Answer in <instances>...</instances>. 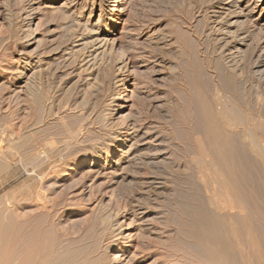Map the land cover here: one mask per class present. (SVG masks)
Returning a JSON list of instances; mask_svg holds the SVG:
<instances>
[{
    "label": "rangeland",
    "instance_id": "rangeland-1",
    "mask_svg": "<svg viewBox=\"0 0 264 264\" xmlns=\"http://www.w3.org/2000/svg\"><path fill=\"white\" fill-rule=\"evenodd\" d=\"M3 1L0 0V2ZM9 1V8H12L10 16L17 12L14 18L11 16L12 20L4 18L5 14L1 11L0 6V122L2 121L0 124L3 123L9 126L7 127V133L12 140H8V143L6 140V142L3 141L4 148H7L6 145L8 144L9 158L7 161L9 163L6 164H9V168H4L6 169L4 171L0 166V169H3L0 170V212L2 213L0 214L4 217V224L0 227L2 246H0V253L3 255L7 253L4 256L1 254L4 257L0 256L1 260L6 258L9 259L8 262L11 264L15 262L12 257L14 256L13 252L16 251L14 249L17 248L13 247L16 242L12 240L14 239L13 235L16 239L22 236V240L18 239V241H23V243L28 241L33 243V237V239L36 238L35 240L39 238L37 242L34 240L35 243L45 240L46 244H51L50 242H55L59 235L62 234L64 237L63 232L70 231L71 233V230L74 232L75 228L80 229L81 226V229L85 231L88 226H91L89 223L93 224L97 221L103 211V209H99L98 200H105L107 203L111 201L110 206L116 204L115 206L121 205L120 207L123 210L125 209V220L129 226L126 232L136 233L134 237L140 236V234L137 235L140 231H142L141 234L146 233V238H150L151 245L149 244V246L151 248L159 245L163 246L168 237L167 234L170 233L169 236L173 237L172 240L175 245V264H218L213 259L215 255L211 254L213 250H209L207 242L201 241V243L199 234L195 237L192 236L197 234L195 232L191 233L192 221L196 220L195 218L191 219L193 217L190 216L192 213H189V215L188 212L190 211L185 212L183 208L187 200L190 201L193 198L194 192L196 194L198 188L202 190L198 194L203 192L202 171L200 172V165L196 162L197 152L194 151L184 155L174 150L179 148L178 146H181L182 143H188V127L189 125L194 126L196 123L195 119L188 118H192L191 115L194 112L193 89L196 79L199 80L200 85H205V88L209 87V90L212 88L211 92L217 86H220V88H217L220 90L232 91L234 89L243 100L251 96L254 99L262 97L260 104L264 105V80H262L261 74L258 73L259 71H256L258 68L264 70V65L254 67V61L264 50V30L261 27L264 23V17L255 20L260 11L264 9V0H248L242 8L236 5L238 3L234 6L228 5L229 3L226 2L229 0H131L133 3H130L131 8L129 7L128 15L119 22L117 37L121 38L120 44L122 43L123 47L127 48V54L129 53L130 57L133 56L132 58L135 59L137 65L135 68H129V77L132 80L126 83L124 91L122 88L120 89L125 98L128 96L132 100L128 102L130 106L124 109V112L119 111L117 114L120 120L118 124L112 126L114 129L109 128L106 131L101 128L102 121L99 119H102V116L99 115L98 110L101 103L110 99L119 87V83L117 84L114 78L116 74H113L115 70L114 63L111 62L107 69H104V73L106 71L108 73L107 77L114 78L112 86L105 88L95 96L85 89L84 74L78 72L81 65L80 54L75 55L73 63L60 60L58 66L59 61H55L51 66L53 68L47 69L48 72L45 69L42 70L39 77L40 88L45 90L41 91L47 99L50 96L52 97L48 101L51 104H48L50 107L47 105L44 111H41L42 116L38 115L39 120L42 121H38L36 127L32 125L37 119L34 115L35 112L33 113L32 108H30L31 100L24 95L25 93L19 91L20 87L14 85L19 72L18 63L16 62L17 54L22 46L20 44L25 42L28 33V26L26 27L28 20L21 19L23 16L22 11L19 9L29 0H14L13 4L11 0ZM64 2L65 0H62L57 5ZM258 3L260 5L257 6ZM34 5L37 6L38 3H34ZM45 5L46 3H43L40 6L41 11L38 13V18L35 19L32 27H39L37 28V31L39 29L38 37L49 40L45 44L46 46L44 45L43 50H50L49 48H53L55 45L58 46L57 44L60 41L66 45L69 41L66 36L70 38V35L65 34V30L61 26L64 24L61 21L65 20L63 17L61 18V12L59 11L58 14V11L51 12L49 9L42 8ZM250 8H255V12L252 13L254 16H251ZM242 9H244L246 15L249 12L247 17L245 15L239 18L241 21L244 20L245 23L243 22L241 26L237 24L233 27V30H238L233 32L231 37H225L227 35H224L225 31L223 29L226 27L229 18L231 19L230 12ZM42 11L44 14H41ZM17 14H20L21 17ZM81 14L82 17H78V15L71 17L73 20L80 18L79 20L85 21V13L82 12ZM39 17L42 19L40 20L41 23L38 22ZM71 17L66 21H72ZM235 19L234 17L233 20ZM68 23L70 24V22ZM9 26H12V28ZM49 27L51 30L53 29L54 32L51 31L53 33L48 34L45 32ZM10 30H12V34ZM246 30L251 32L252 35L247 45L242 46V51L237 52L236 48L233 47L236 43L234 35ZM72 35L73 33H71ZM48 44L51 46H48ZM64 45L60 47L62 48ZM80 75L81 78L78 79ZM135 83L139 84L138 93L130 91L136 90ZM169 114L173 117H169ZM132 117L134 120L136 119L137 125L132 124L130 127L136 126L138 130L136 131L138 133H136V137L138 136L137 138H140L139 142L144 144L137 145L138 148H141L136 156L137 162L134 165L130 164L125 169L123 176L115 177L111 172L113 168H110V172H106L104 168L97 172L99 166H91V161H88L83 172L72 174L70 167L75 164L76 160L86 152L91 151L93 144L97 145L99 143L98 145H100L111 130L118 129L122 131L126 138L128 136L127 132L129 130L133 131L127 125L129 121L131 122ZM182 119L183 123H181ZM79 125H82L85 130L80 128ZM78 126L81 131H78ZM72 129L74 132L80 133L78 135L75 133L77 135L75 136ZM146 130L149 134L147 133V137L141 140V137L146 135ZM29 133L31 136H29ZM170 137L173 138L174 142ZM137 138L129 137L121 149H128L131 144L136 146L134 142ZM170 139L171 142H169ZM15 140L18 142L17 144ZM20 141L24 142L22 143L24 145ZM12 144L19 146V148L22 147L21 150L16 147L17 150L11 148L14 147ZM33 155L37 158V160L35 158L34 160L38 162H32ZM27 157H30L32 161L28 160ZM149 160L154 163L148 164L146 161ZM155 162L158 163L155 164ZM153 173L162 176L160 180H165L166 185L163 188H157L148 181ZM117 179L118 181H116ZM192 188L196 191H193ZM201 195H204V192ZM44 204L45 206L42 207ZM3 206L4 208H1ZM148 223L151 227L148 230L149 232L140 230L141 226L148 225ZM59 227L61 231L63 230L62 232ZM7 234L8 236H6ZM42 235L45 236L41 238ZM144 235L142 236L144 237ZM8 237L11 238L10 241ZM41 239L44 240L40 241ZM154 241L157 246H155ZM198 241L201 243L199 246L198 243L195 244ZM130 242L135 246H130L131 251L126 262L136 251L139 240H137L138 243L136 241ZM163 247L160 249L164 250ZM8 250H10L9 253ZM133 250L135 251L133 252ZM153 250L154 248L150 251L153 252ZM161 253L166 257L165 250ZM158 256L159 254L153 252L148 260L138 264H152V261ZM238 259L239 261H237ZM240 259L242 260L239 256L235 263L246 264L245 261L242 260L241 262ZM7 260L2 261L6 263ZM255 261L253 264L261 263L257 262L259 260Z\"/></svg>",
    "mask_w": 264,
    "mask_h": 264
},
{
    "label": "bare ground",
    "instance_id": "bare-ground-1",
    "mask_svg": "<svg viewBox=\"0 0 264 264\" xmlns=\"http://www.w3.org/2000/svg\"><path fill=\"white\" fill-rule=\"evenodd\" d=\"M11 1L13 4L14 0ZM61 1L62 0H29L28 3H25L24 5L22 4L23 6L21 8L19 7L20 8L19 10L22 11V16H23V18L21 19L24 21L28 20V22L26 23V27L28 26L27 29L28 33L26 34L25 42L24 43L20 42L21 43L20 45L22 46L18 51L19 53L17 54L18 56L16 59V62L18 63V67H19V72L17 73L18 76L17 79H15L14 81L15 83L14 85L20 87L19 91H22L23 93H25L24 94L25 96L30 98L31 101L28 100L31 102L30 108H32L33 113L35 112L34 115H36V119H37V121L36 122L34 121L35 123L32 125L33 126L35 125L36 127L38 121H42L39 120L40 117L38 115H41L40 114L42 113L41 111H44L46 106L49 104L48 101H50L51 100L50 98H52L50 96L47 99L44 96L45 94L42 93V91L45 90H42L40 88L41 85L39 84L40 81L39 77L41 75L42 70L45 69V71H47V69L53 68L51 66L54 64L55 61H59V63L57 64L58 66L61 62L60 60H64V61L67 60L68 62L69 61L72 62L75 58V55L80 54L79 58L81 61L80 62L81 65L78 68L79 69L78 72L80 74L81 73L84 74L83 76L85 80L84 86H86L85 89L89 90L90 93L96 96L100 94L102 90H104L105 88H110L112 86V82H114V78L116 79L115 82L117 84L119 83V87L116 84L118 88L116 89V92L113 93V96L110 99L103 101L98 110L99 115L101 114L100 116H102V119L101 118L99 119L102 121V124L100 123L102 125L101 128L102 130L105 129L106 131L109 128H113L112 126H114L115 124H118L120 117H118L117 114L119 113V111L124 112V109L130 106L128 102L132 100L131 97L128 96L125 98L124 95H122V91L120 89L122 88L124 91V89L126 88V83L132 80L129 77L130 74L129 68L130 67L135 68L137 65L135 63V59L132 58L133 56L130 57L128 55L129 53L127 54L128 52L127 48L125 49L122 43L120 44V41L122 40H120L121 38L117 37V33L119 32L118 31L119 22L124 20L125 16L128 15L129 7L131 6L130 3L133 2H131V0H65L64 3H61V5L60 4L57 5V3ZM247 1L248 0H229L226 3H229L228 5L231 4L233 6L234 4L238 3L236 5L242 8L244 3ZM0 3H2L0 5L2 8L1 11H3L5 14L4 18L6 19L9 18L12 20L11 16L14 18V15H16L17 12L15 13V11L13 10L15 14H11L10 16V12L12 9L11 7L9 8L10 1L4 0L3 2ZM34 3H38V5L35 6ZM43 3H46V5L44 7L42 6V8L49 9L51 12L58 11V14L61 12L62 14L61 18L63 17L65 19L64 21H61L62 23L64 22V24L61 26L65 30V34L70 35L69 36L70 38L66 36L67 39H69L68 42L66 41L67 42L66 45L62 44V42L60 41L61 44H59L60 43L59 42L57 44L58 46L55 45L53 46V48L51 47L52 49L49 48L50 50L47 49L43 50L44 45L47 44L49 40L47 38L45 39L42 35L40 36H42L43 38L38 37L39 29L37 31V28L39 27L37 28L32 27V24H34L35 19L38 18L37 15L38 13H40L41 11L40 6ZM260 3H258L257 6L260 5ZM254 9L255 8H250L249 10V12H251L250 13L251 16L252 15L254 16V14H252L255 12ZM82 12L85 13V17H84L85 21L79 20L80 18L73 20V18L71 17L74 15H78V17H82L80 16L82 15L81 14ZM86 13L88 16L86 15ZM248 13L246 15V13H244V9L232 10L230 12L229 15L231 16V19L229 18L228 22H226L227 23L226 27H224L223 29L225 31L224 35H227L225 37H231V34L238 30L235 29L236 31H234L233 27H235L237 24L241 26L244 20L241 21L239 20V18L245 15L247 17ZM41 14H44L43 11ZM17 15L21 17L20 14ZM70 17L72 18V21L71 20L66 21L69 20ZM234 17L236 18L235 20H233ZM261 17H264V9L260 11L259 16L255 18V20L257 19L260 20ZM40 20L42 19L39 17L38 22H40ZM68 22H70V24ZM263 26L261 27L264 30ZM9 27L12 28V26ZM51 31H53V29L51 30V28L49 27L45 32H47L48 34L54 32ZM11 32L12 30H10V33ZM71 33H73L72 36ZM221 35L224 37L223 34ZM251 35H252L251 32H249L248 30L243 32L240 31V34L236 33L234 35L236 43L234 44L233 47L236 48L237 52L242 51V46L247 45ZM35 44L37 45L35 46ZM62 45L64 46L61 48L60 46ZM33 46H35V48H33ZM48 46L51 45L48 44ZM262 52H263L262 54H259L260 56L257 58V60L254 61V67H261L264 65V50ZM111 62L114 63L113 65L115 68L113 74H116V76L112 79L107 77L108 75L107 71L104 73V69H107V66L110 65ZM74 64L76 65V63ZM113 65L111 64V66ZM111 66L110 68H112ZM4 70L6 71V69ZM256 71L257 72L259 71L258 73L261 74L262 76L261 78L262 80H264V73H263L264 70H259L258 68L256 69ZM80 78L81 75L78 79ZM198 81L199 80L196 79V81L194 82V89H193L194 99H195V107L193 110L194 112L193 115H191L192 118L188 117L189 119H195L196 123L194 126L189 125L188 127L189 128L187 134L188 143L187 144L182 143L181 146H178L179 148L174 150L177 153L180 154L183 153L184 155L185 154L188 155V153L196 151L197 152L196 162L197 164L200 165L201 168L200 172L202 171V176L201 175L200 176L202 177L201 181L203 184L202 188L204 195H201L203 192L201 194H198L200 193V191H202L199 190L198 188L196 194L194 192V196L192 195L193 198H191L190 201L186 199L187 202L185 201L186 203L183 206L185 212L190 211L188 212V214L192 213L191 215L189 214L190 216H193L191 217V219L195 218L196 220V221H192V225H191L194 231L191 228L190 229L192 234L194 232L197 234H193L192 236L195 237L196 235L199 234L201 238V239L199 238L200 242L201 241L207 242L209 246L206 244L205 245L210 248V249L208 248L209 250L212 249L214 251L213 253V251L211 250L212 251L211 254L215 255L213 259H215L218 264H237L235 263V261L239 256L240 258H242L243 261L246 262V264H253L255 260H259L257 262H261L262 264H264V105L260 104L261 103L260 100L262 97L259 98L258 97L259 94H258L257 95L258 100L256 98L254 99L252 96L251 97L248 96L249 98L243 100L239 96L238 92L234 91V89L232 91L230 90L227 91L224 89L220 90L217 89L220 88V86H217V88L214 89L215 92L214 91L211 92L212 88H210L209 90V87H207L208 89L205 88L204 87L205 85L204 86L200 85ZM135 85L137 86V88H135L136 90H130V91L136 93L139 84L135 83ZM49 105L48 107H50ZM171 114H169V117L172 116ZM132 120H134L133 117L131 118V122L129 121L127 125L129 126L128 128H132L133 131L129 130L127 132L128 136L126 138L124 137L122 131L118 129L111 131L109 130L110 132L107 134L106 138L104 137L105 140H103V142L100 145H98L99 143L97 145L93 144L91 148L92 150L83 154L78 160H76L75 164H73V166L70 167L72 170V174H75L76 172H83L84 169L86 168L85 166L88 164V161H91V166H99L97 172H100L102 168H104L106 172L109 171L110 168H113L111 172L114 174L115 177L123 176V173L125 174V169L130 164L134 165V163L137 162L136 156L141 149L138 148L137 145L144 144L139 142L140 138H137L138 136L136 137V135L138 134L136 132L138 131L136 129V126L130 127L132 124L137 125L136 119L134 121ZM181 123H183V119L181 120ZM81 126L80 128H83V126L82 127ZM7 127L9 126L3 123L0 124V166L3 169L9 168L8 167L9 164H6L8 162L7 159L9 158L8 157L9 152L7 151L8 144L6 145L7 148H4L3 141L4 142L7 141V143L8 140L12 141L11 138L8 136L9 134L7 133L8 132ZM80 128L78 129V131H81ZM75 130L77 131V128ZM76 131L75 132L73 131L75 136H77L78 133H80V132L77 133ZM75 133H77V135ZM147 133L148 131L146 130L145 133L146 135L144 137H141V140H144L145 137H147ZM29 136H31L30 133ZM131 136L133 138H137L136 142H134L136 146H132L131 144V147H129L128 149L125 150L121 149L122 146L126 144L129 137ZM171 139L172 142H174L173 138ZM171 139L169 140V142H171ZM23 141H27V140H23ZM41 141L43 140L41 139ZM17 143L18 142L16 141V144ZM22 143L24 142H21V144ZM13 146L14 147L11 148H15V147L17 149L19 148V146L17 145L15 146V144ZM21 148L19 149L21 150ZM51 155L53 156V154ZM34 158L35 160H37L35 155H33V161L30 159V157L28 158V160L30 159V161L34 162L35 161ZM140 161H142V159H140ZM146 162L150 164L153 161L151 162L149 160ZM158 162H155V164ZM3 165L5 166L2 167ZM6 169H4V171ZM152 175L153 176H151V178L148 181L154 184L155 187L163 188L166 185L165 180L164 181L160 180L162 176L160 175L158 176V174L156 175L155 173H153ZM110 176L112 175L110 174ZM118 179L116 181H118ZM97 203L101 207V208L99 207V209L100 210L103 209L102 213L100 212L101 214L100 213H99L100 215L98 214L99 219L97 220L98 217L95 218L98 221V222L95 221L97 223L95 222H93V224L89 223V225L91 226H88L89 228L86 226L87 229L86 230L84 229L85 231L81 229L82 226L80 229L75 228L76 230L74 228H71L74 229V232L71 229H70L71 233L70 231L69 232L66 231V233L68 234L63 232V234L65 235L64 237L60 233L61 235H59V238L61 237V239L56 238L55 242L53 241L50 242L51 244H46L44 242L45 241L44 239H43L44 241L42 239L40 240L43 242L38 241L39 243H35L34 240L36 238L33 239V237H32L33 243H30L29 241L27 243H23V241H18V239L22 240L21 238L22 236L18 238V236H20L18 235L17 236L18 239H16L15 236L13 235L12 237L14 239L12 240L14 242L16 241L13 247L14 248L16 247L18 250L14 249V251L16 250L17 252L12 251L14 256L12 257L13 259L12 258L11 259L12 260L15 259V262L12 264H128V263L138 264L139 262H144L148 260L150 254L153 252L155 254H159V256L152 261L153 263L151 262L152 264L176 263L175 262L176 254L174 249L175 245H174V241L172 240L173 237L169 236L170 233L167 234L168 237L166 238L164 243V245L166 244L165 247H163L164 246L163 244H162L163 246L161 245H159L160 247L157 246L154 241L155 246L157 247H153L154 250L152 252L150 250H152L153 248L149 246V244L151 245V242H149L150 238L149 237L148 239L146 238L147 237L146 233H144L145 234L144 235L143 233L141 234L142 231L140 232L138 231L139 233H137V235L140 234V236L138 235L134 237L136 233H132V231L130 233L126 232L127 229H129L128 228L129 226L126 224V220H125L126 218L125 209L123 210L122 207H120L121 205L115 206L116 205L115 204L110 206L111 203L109 204L105 202V200H98ZM43 206H45V204L42 205V207ZM1 208H4V206ZM94 208H98V207H94ZM37 209L39 210V208ZM1 214H0V227L3 226L2 224H4L3 222L4 217ZM164 214L163 216H165ZM61 227L63 228L62 225ZM150 228L151 227H149V223H148V225L145 224L141 226L140 230H144L145 232L148 231ZM20 234L22 233L20 232ZM142 235H144V237ZM6 236H8V234ZM43 236L45 235H42L41 238H43ZM141 237L142 239H140ZM10 239L11 238H9V241ZM45 239H49V238H45ZM37 240L35 241L37 242ZM137 240H139V243L137 242ZM130 241H136L138 245L136 247V251L133 250V252L135 251L132 254L133 256L129 259L128 262H126L127 258L129 257L128 254L131 251L130 246L132 247L135 246ZM200 242L199 241L195 242V244L198 243L199 246L202 243ZM0 246H1V242H0ZM148 247L151 249H149ZM161 247H163V249L165 250V253L167 254L166 257L162 255L161 252L162 251L164 252V250H161L162 249ZM10 250H8L7 252L9 253ZM1 254L2 253H0V256L3 255ZM3 256L2 258H4ZM2 260H7V259L5 258ZM2 260L0 258L1 261L0 263L3 262ZM8 260L6 261V263L3 262L2 264H11L8 262ZM130 260H132L133 262H131ZM242 260L240 259L241 262ZM237 261H239V259Z\"/></svg>",
    "mask_w": 264,
    "mask_h": 264
}]
</instances>
